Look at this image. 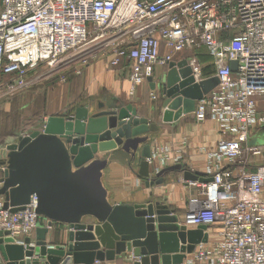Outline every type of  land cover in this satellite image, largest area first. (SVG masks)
<instances>
[{
  "label": "built area",
  "instance_id": "built-area-1",
  "mask_svg": "<svg viewBox=\"0 0 264 264\" xmlns=\"http://www.w3.org/2000/svg\"><path fill=\"white\" fill-rule=\"evenodd\" d=\"M200 48L219 85L196 102L194 119L216 121L221 131L206 153V180L179 177L195 189L180 224L204 225L207 234L181 264H264V145L257 142L264 130V0H0V92L80 74L105 50L111 65L128 62L130 94L154 65L177 62L186 51L200 81L210 77L202 73ZM186 142L151 148L153 173L183 166ZM36 207L32 196L12 212L0 197V230L18 242L31 237L48 222Z\"/></svg>",
  "mask_w": 264,
  "mask_h": 264
},
{
  "label": "water",
  "instance_id": "water-1",
  "mask_svg": "<svg viewBox=\"0 0 264 264\" xmlns=\"http://www.w3.org/2000/svg\"><path fill=\"white\" fill-rule=\"evenodd\" d=\"M236 70V62H231ZM152 90L156 88L149 76ZM219 85L213 75L196 81L186 60L170 62L161 77L162 120L175 121L194 112L195 104ZM104 104L79 106L68 116H49L43 128L0 151V197L12 212L24 208L32 196L36 213L48 220L35 229V238L16 240L0 230V264H97L132 253L134 264H181L196 244L207 242L205 226L186 229L166 204L111 203L103 184L109 157L123 151L134 161L146 185H160L164 174L179 170L185 180H206L200 171L181 164L149 173L155 123L137 116L136 108L103 109ZM97 109V112L94 110ZM109 152L99 157V153ZM54 223L67 226L64 239L47 241Z\"/></svg>",
  "mask_w": 264,
  "mask_h": 264
},
{
  "label": "crops",
  "instance_id": "crops-1",
  "mask_svg": "<svg viewBox=\"0 0 264 264\" xmlns=\"http://www.w3.org/2000/svg\"><path fill=\"white\" fill-rule=\"evenodd\" d=\"M200 48L195 51L198 58L201 60L205 72L209 70L207 65H212L210 57ZM166 48L162 43L160 46V54H164ZM191 51L183 53V57L179 58L177 62L185 60L186 56L191 55ZM111 55L102 54L96 60L91 62L84 68L81 77L72 78L73 81L82 82V90L78 94L79 98H69V92L57 90L55 99L52 97L48 104L49 112L42 122V126L36 130H41L49 116H68L75 111L79 106L92 105L95 108L98 104H104L103 109H120L126 105H132L136 108L137 116L144 117L151 123L158 125L159 130L152 135L150 141L151 148L162 144L175 145L181 139L186 138L187 142L183 147L185 167L188 171L203 172L206 164L207 150L215 147L218 140V123L206 119L202 122L195 121L194 114H183L175 121L164 122L162 114V102L164 97L161 94V77L168 70V65L156 64L154 65L152 77L156 84L154 90L150 87L149 81H144L139 84L134 93L129 92V66L125 59H122L118 65L110 64ZM206 59V60H205ZM207 59L210 61L208 62ZM211 75V74H210ZM205 75V76H210ZM76 79V80H75ZM156 94L155 100L151 99V95ZM98 110L95 109L94 112ZM0 116V151L6 148L7 145L17 141L20 135L16 129L11 127L9 115L6 112ZM217 123V124H216ZM35 131V130H34ZM33 132V131H32ZM31 133V132H30ZM29 133V134H30ZM109 152L99 153L102 157ZM139 151L136 154L134 161H131L130 154L123 151H116L109 157V162L103 171L102 181L108 191V199L113 203H149L159 202L166 204L169 209L182 217L187 200L195 193L192 186L183 184L179 181L182 173L169 172L164 176V181L160 185H146V180L139 176ZM154 164H149V173H153ZM3 176V168L0 167V178ZM67 232V226L59 223H54L47 234V241L50 243H58L63 241L64 235ZM34 241L35 233L31 235ZM137 259L132 253H123L116 256L114 260L97 262V264H134Z\"/></svg>",
  "mask_w": 264,
  "mask_h": 264
},
{
  "label": "rangeland",
  "instance_id": "rangeland-1",
  "mask_svg": "<svg viewBox=\"0 0 264 264\" xmlns=\"http://www.w3.org/2000/svg\"><path fill=\"white\" fill-rule=\"evenodd\" d=\"M201 50L205 52L203 49ZM104 52V55H111L112 53L110 51L107 52V50H105ZM207 61L210 62L208 59ZM83 71L84 68L80 74H75V77H81ZM210 71H214V68L212 66L210 68ZM63 75H65L67 79L65 78L64 80H62V75H55L50 78L42 79L27 88L19 89L14 92H5L3 88L0 92V116L1 114H5L4 112L7 111L11 127L13 129H16L18 134L20 135H24L27 133L29 134L37 128H40L42 126L44 118H46L49 112L48 104L50 103V99H52L57 90L71 93L69 94V98H79L78 94L82 90V86H84L82 85V82L79 80H77L76 82L73 81L74 79L72 80L74 76L73 71H70ZM55 99L56 98H54V101ZM258 102L260 105L264 106V99H262V97H259ZM220 131L221 127L218 126V137H220ZM258 134L259 135L257 142L264 145V130L260 131Z\"/></svg>",
  "mask_w": 264,
  "mask_h": 264
},
{
  "label": "trees",
  "instance_id": "trees-1",
  "mask_svg": "<svg viewBox=\"0 0 264 264\" xmlns=\"http://www.w3.org/2000/svg\"><path fill=\"white\" fill-rule=\"evenodd\" d=\"M203 50H204V49H203ZM204 51H205V50H204ZM199 60H200V59H199ZM200 62H201V60H200ZM206 67L208 68L209 71L206 73V72H205V69H206V68H205V66H204L203 69H202V73H203V75H204V76H205V75H210V74L212 75V74L214 73V71H210L211 65H207ZM183 169H184V170H187L185 167H184ZM170 172H172V171H170ZM173 172L182 173V172L179 171V170H175V171H173ZM168 173H169V172L165 173L164 176H166Z\"/></svg>",
  "mask_w": 264,
  "mask_h": 264
}]
</instances>
